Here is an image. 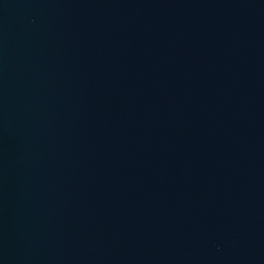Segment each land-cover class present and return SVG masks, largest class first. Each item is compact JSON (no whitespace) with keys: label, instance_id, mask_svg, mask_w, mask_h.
<instances>
[{"label":"water","instance_id":"1","mask_svg":"<svg viewBox=\"0 0 264 264\" xmlns=\"http://www.w3.org/2000/svg\"><path fill=\"white\" fill-rule=\"evenodd\" d=\"M0 264H264V0H0Z\"/></svg>","mask_w":264,"mask_h":264}]
</instances>
